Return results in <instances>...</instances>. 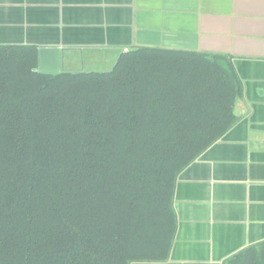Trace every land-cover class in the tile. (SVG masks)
I'll return each mask as SVG.
<instances>
[{
    "label": "trees",
    "instance_id": "1",
    "mask_svg": "<svg viewBox=\"0 0 264 264\" xmlns=\"http://www.w3.org/2000/svg\"><path fill=\"white\" fill-rule=\"evenodd\" d=\"M0 45V264L166 259L178 174L235 122L228 56L138 46L108 70L36 71ZM223 264H264V240Z\"/></svg>",
    "mask_w": 264,
    "mask_h": 264
},
{
    "label": "crops",
    "instance_id": "2",
    "mask_svg": "<svg viewBox=\"0 0 264 264\" xmlns=\"http://www.w3.org/2000/svg\"><path fill=\"white\" fill-rule=\"evenodd\" d=\"M0 45L58 47L61 71L138 46L228 56L236 120L178 174L166 259L130 264H223L264 240V0H0Z\"/></svg>",
    "mask_w": 264,
    "mask_h": 264
},
{
    "label": "water",
    "instance_id": "3",
    "mask_svg": "<svg viewBox=\"0 0 264 264\" xmlns=\"http://www.w3.org/2000/svg\"><path fill=\"white\" fill-rule=\"evenodd\" d=\"M61 49L58 47H42L38 50V66L36 71L58 73L61 71Z\"/></svg>",
    "mask_w": 264,
    "mask_h": 264
}]
</instances>
